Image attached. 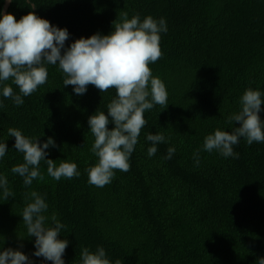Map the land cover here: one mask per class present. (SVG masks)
<instances>
[{"label": "trees", "instance_id": "trees-1", "mask_svg": "<svg viewBox=\"0 0 264 264\" xmlns=\"http://www.w3.org/2000/svg\"><path fill=\"white\" fill-rule=\"evenodd\" d=\"M5 0H0V12ZM12 0L7 13L16 20L33 11L50 24L66 28L65 46L80 37L109 34L121 15L165 18L162 56L149 64L168 93V105L146 110V125L129 159L127 172L115 171L111 183H88L86 169L96 163L88 117L105 111L116 96L88 85L83 95L63 85L57 66L48 65L47 82L22 106L0 96V142L7 153L0 174L14 197H0V245L20 250L33 264H52L32 256L35 237H27L23 208L36 191L48 204L45 213L65 225V264H80V250L97 246L112 264H260L264 258V143L233 147L238 159L203 150L204 138L216 129L232 131L228 117L239 110L248 88L264 91V0ZM6 83L11 84V80ZM19 94L16 85L11 84ZM264 108V105L261 106ZM264 119V111L260 114ZM234 126H239L234 122ZM113 127L111 123L107 125ZM44 142L52 137L46 159L58 166L77 164L79 177L52 179L41 162L43 180L30 187L11 172L23 163L8 129ZM166 142L147 155L148 134ZM175 147L171 159L167 149ZM199 152V165L194 153ZM23 247H19V245Z\"/></svg>", "mask_w": 264, "mask_h": 264}, {"label": "clouds", "instance_id": "clouds-1", "mask_svg": "<svg viewBox=\"0 0 264 264\" xmlns=\"http://www.w3.org/2000/svg\"><path fill=\"white\" fill-rule=\"evenodd\" d=\"M11 3L12 0H9ZM30 8L37 5L26 0ZM167 32L165 18L158 20L146 16L141 20L139 14L131 18L125 12L113 30L102 35L95 33L88 38L80 37L67 47L69 39L66 28L50 24L33 11L16 20L11 13L0 12V96L10 98L16 106H22L24 97L30 96L48 79V65L58 67L63 76V85L73 86L76 95H83L88 85L95 86L100 92L110 88L116 90V96L107 105L105 111H95L88 117L89 130L94 136L91 152L97 158L96 163L86 169L88 183L104 187L112 182L115 171L127 172L129 159L139 142L141 129L146 125L144 113L155 105H168V93L164 83L154 77L149 64L155 63L161 56V33ZM11 80L19 89L15 93ZM264 91L248 88L239 99V110L231 114L227 123L233 125L232 131L216 129L204 138L203 150L218 152L222 157L239 158L233 147L243 138L250 146L264 143ZM238 122L239 126H234ZM113 127L109 129L107 125ZM8 136L14 137L13 147L23 154V163L11 168V172L23 179V184L30 187L34 180H43L40 171L41 162L47 165V174L52 179H72L79 177L77 164L62 161L58 166L52 159H46L49 147H56L52 137L44 142L38 138L26 137L21 130L8 129ZM146 141L151 142L147 155L152 157L158 151L157 145L165 143L163 134H148ZM8 149L0 142V161ZM175 147L167 149L165 159H171ZM194 162L199 165V152L194 153ZM8 179L0 174V197L7 200L14 197L8 187ZM31 202L23 208L22 221L27 230V237L33 241L34 257L52 264H65L63 255L68 246L67 239H59L65 225L55 215H45L48 204L36 191L30 193ZM23 247V245H19ZM0 264H33L32 259L20 250L4 249L0 245ZM43 264V262H42ZM80 264H112L102 246L94 251L88 247L80 250ZM264 264V258L260 259Z\"/></svg>", "mask_w": 264, "mask_h": 264}, {"label": "water", "instance_id": "water-1", "mask_svg": "<svg viewBox=\"0 0 264 264\" xmlns=\"http://www.w3.org/2000/svg\"><path fill=\"white\" fill-rule=\"evenodd\" d=\"M9 6H10V2H9V0H5V2H4V6H3V8H2V12H3V13H7V10H8V8H9Z\"/></svg>", "mask_w": 264, "mask_h": 264}]
</instances>
